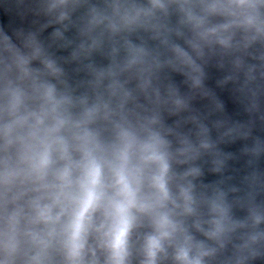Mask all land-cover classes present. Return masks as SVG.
I'll use <instances>...</instances> for the list:
<instances>
[{"label": "clouds", "instance_id": "clouds-1", "mask_svg": "<svg viewBox=\"0 0 264 264\" xmlns=\"http://www.w3.org/2000/svg\"><path fill=\"white\" fill-rule=\"evenodd\" d=\"M45 12L86 79L70 83L34 34L21 48L0 33V264L258 256L264 206L240 219L223 191H197L191 162L211 142L165 123L186 104L161 72L199 86L197 60L219 52L247 82L264 78V0H46Z\"/></svg>", "mask_w": 264, "mask_h": 264}, {"label": "water", "instance_id": "water-1", "mask_svg": "<svg viewBox=\"0 0 264 264\" xmlns=\"http://www.w3.org/2000/svg\"><path fill=\"white\" fill-rule=\"evenodd\" d=\"M45 3L46 0H0V33L21 48L34 34L47 53L64 67L69 82L75 84L86 79V73L79 62L70 59L74 45L64 46V41L53 38L60 25L49 23L53 18L46 14ZM82 11L72 19L75 21ZM64 35L73 39L76 28L70 26ZM94 59L107 63L99 54H94ZM233 61L234 57L219 52L206 53L197 60L203 71L199 86H194L184 72L163 69V85H174L186 104L179 113L165 110L163 116L168 126L189 135L197 145L202 139L211 142V147L201 150L191 162L202 172L194 180L197 191H223L234 216L243 219L249 207L264 206V78L256 73V79L247 82ZM202 128L207 132L202 134ZM256 250L259 255L245 264H264V243ZM227 254H232L231 246ZM223 259L218 257L212 264H221Z\"/></svg>", "mask_w": 264, "mask_h": 264}]
</instances>
